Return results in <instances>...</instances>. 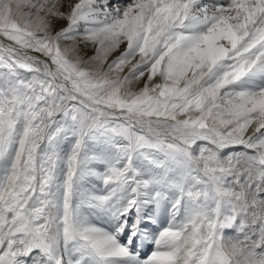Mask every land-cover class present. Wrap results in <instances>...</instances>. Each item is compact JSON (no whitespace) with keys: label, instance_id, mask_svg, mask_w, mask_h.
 <instances>
[{"label":"snow or ice","instance_id":"1","mask_svg":"<svg viewBox=\"0 0 264 264\" xmlns=\"http://www.w3.org/2000/svg\"><path fill=\"white\" fill-rule=\"evenodd\" d=\"M0 264H264V0H0Z\"/></svg>","mask_w":264,"mask_h":264},{"label":"rangeland","instance_id":"2","mask_svg":"<svg viewBox=\"0 0 264 264\" xmlns=\"http://www.w3.org/2000/svg\"><path fill=\"white\" fill-rule=\"evenodd\" d=\"M228 234H233V233H228Z\"/></svg>","mask_w":264,"mask_h":264}]
</instances>
